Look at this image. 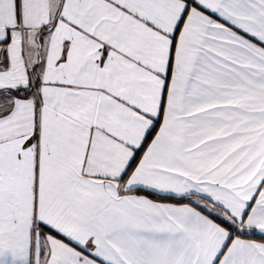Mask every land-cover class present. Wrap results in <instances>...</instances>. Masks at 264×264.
I'll list each match as a JSON object with an SVG mask.
<instances>
[{
	"label": "snow or ice",
	"instance_id": "snow-or-ice-1",
	"mask_svg": "<svg viewBox=\"0 0 264 264\" xmlns=\"http://www.w3.org/2000/svg\"><path fill=\"white\" fill-rule=\"evenodd\" d=\"M0 264H264V0H0Z\"/></svg>",
	"mask_w": 264,
	"mask_h": 264
}]
</instances>
